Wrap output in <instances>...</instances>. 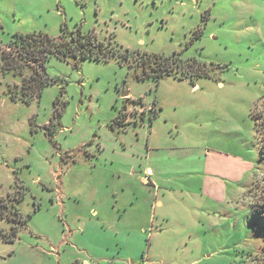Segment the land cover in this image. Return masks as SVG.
<instances>
[{
  "label": "rangeland",
  "instance_id": "1",
  "mask_svg": "<svg viewBox=\"0 0 264 264\" xmlns=\"http://www.w3.org/2000/svg\"><path fill=\"white\" fill-rule=\"evenodd\" d=\"M62 28L117 54L52 56L29 104L0 70V264H264V0H0V47Z\"/></svg>",
  "mask_w": 264,
  "mask_h": 264
},
{
  "label": "trees",
  "instance_id": "2",
  "mask_svg": "<svg viewBox=\"0 0 264 264\" xmlns=\"http://www.w3.org/2000/svg\"><path fill=\"white\" fill-rule=\"evenodd\" d=\"M0 51L2 57L0 70L3 72L20 69L24 65L36 66L37 69L34 73L22 78L20 91L10 90L13 98L18 97L27 104L40 96L45 85L55 80L46 71V62L52 56L59 59L73 58L79 62L84 59L108 60L117 54L110 41L97 40L92 33H83L80 30L71 32L65 28H62L58 36H50L47 33L36 31L16 32L5 47H0ZM176 65L179 64L176 63ZM173 67L174 65L170 64L168 60L161 58L159 63L155 64V68H151V71H143L139 76L152 77L154 80H158L164 75H170ZM197 70L199 74L202 73L199 71V67ZM252 116L255 120V131L258 135L263 133L262 136H264V120L260 121L255 112L252 113ZM119 123L121 122L117 119L111 126ZM261 150L263 151L262 147ZM14 214L17 216L18 210H15ZM18 220L25 222L23 219ZM2 236L8 240L12 239L9 236Z\"/></svg>",
  "mask_w": 264,
  "mask_h": 264
},
{
  "label": "crops",
  "instance_id": "3",
  "mask_svg": "<svg viewBox=\"0 0 264 264\" xmlns=\"http://www.w3.org/2000/svg\"><path fill=\"white\" fill-rule=\"evenodd\" d=\"M151 150L152 151L150 152V155L146 158V162L144 164V173L146 172L150 174V176L154 178V184L156 186H159L160 181L165 179V177H168L166 172L170 170L168 169L169 167L167 166L165 162L163 163L161 160H157V158L163 156L164 153L161 152V154H158L157 151L154 152L156 150L155 148H151ZM163 159L168 160L169 157L164 156ZM181 167H184V166L182 165ZM199 170L201 169L199 168ZM144 181L145 183L149 182V180L147 179H145ZM150 183L153 185L152 179L150 180Z\"/></svg>",
  "mask_w": 264,
  "mask_h": 264
},
{
  "label": "built area",
  "instance_id": "4",
  "mask_svg": "<svg viewBox=\"0 0 264 264\" xmlns=\"http://www.w3.org/2000/svg\"><path fill=\"white\" fill-rule=\"evenodd\" d=\"M140 102L142 103V100H140ZM155 108H154V105H151L150 107H149V110L150 111H152V110H154ZM137 112H140V113H144V110L142 109V108H139L138 110H135V113H137Z\"/></svg>",
  "mask_w": 264,
  "mask_h": 264
},
{
  "label": "water",
  "instance_id": "5",
  "mask_svg": "<svg viewBox=\"0 0 264 264\" xmlns=\"http://www.w3.org/2000/svg\"><path fill=\"white\" fill-rule=\"evenodd\" d=\"M122 96H127L128 95V92L127 91H124V92H122V94H121ZM74 154V153H73Z\"/></svg>",
  "mask_w": 264,
  "mask_h": 264
}]
</instances>
